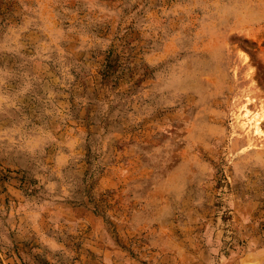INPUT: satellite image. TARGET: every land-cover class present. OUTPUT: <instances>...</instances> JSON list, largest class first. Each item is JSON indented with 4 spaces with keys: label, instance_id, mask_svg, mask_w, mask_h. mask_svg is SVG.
Segmentation results:
<instances>
[{
    "label": "rangeland",
    "instance_id": "374dc122",
    "mask_svg": "<svg viewBox=\"0 0 264 264\" xmlns=\"http://www.w3.org/2000/svg\"><path fill=\"white\" fill-rule=\"evenodd\" d=\"M0 264H264V0H0Z\"/></svg>",
    "mask_w": 264,
    "mask_h": 264
},
{
    "label": "bare ground",
    "instance_id": "6f19581e",
    "mask_svg": "<svg viewBox=\"0 0 264 264\" xmlns=\"http://www.w3.org/2000/svg\"><path fill=\"white\" fill-rule=\"evenodd\" d=\"M243 109L244 112L239 116H237V118L239 119L243 118L241 119L242 126L245 125L248 128H252L255 134L260 133L262 131L261 119L259 118L260 115L256 117L257 113H255L254 115L250 116L249 115L250 110L246 106H243Z\"/></svg>",
    "mask_w": 264,
    "mask_h": 264
}]
</instances>
